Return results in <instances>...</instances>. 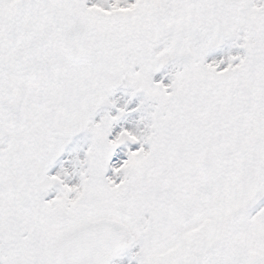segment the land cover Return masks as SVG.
I'll use <instances>...</instances> for the list:
<instances>
[{
  "label": "snow or ice",
  "instance_id": "snow-or-ice-1",
  "mask_svg": "<svg viewBox=\"0 0 264 264\" xmlns=\"http://www.w3.org/2000/svg\"><path fill=\"white\" fill-rule=\"evenodd\" d=\"M0 264H264V0H0Z\"/></svg>",
  "mask_w": 264,
  "mask_h": 264
}]
</instances>
